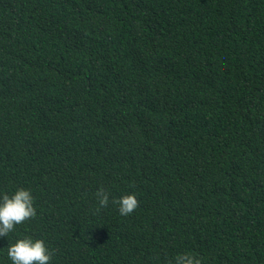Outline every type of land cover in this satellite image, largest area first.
Listing matches in <instances>:
<instances>
[{"label":"trees","instance_id":"16d2710c","mask_svg":"<svg viewBox=\"0 0 264 264\" xmlns=\"http://www.w3.org/2000/svg\"><path fill=\"white\" fill-rule=\"evenodd\" d=\"M19 188L37 215L0 264L25 236L50 264H264V0H0V199Z\"/></svg>","mask_w":264,"mask_h":264},{"label":"clouds","instance_id":"9594fccd","mask_svg":"<svg viewBox=\"0 0 264 264\" xmlns=\"http://www.w3.org/2000/svg\"><path fill=\"white\" fill-rule=\"evenodd\" d=\"M99 212L109 204V193L103 188L96 192ZM118 205L121 216L131 215L139 206L136 193L126 194L111 201ZM37 215L34 206V196L29 189L19 188L9 196L4 194L0 199V236H8L13 232L16 225L35 218ZM54 252L49 249L43 239H33L25 236L10 243L7 248V256L12 264H50ZM175 264H202V261L189 253L177 255Z\"/></svg>","mask_w":264,"mask_h":264}]
</instances>
